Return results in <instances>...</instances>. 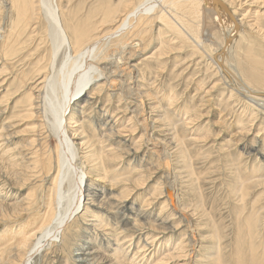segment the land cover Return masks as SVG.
<instances>
[{"label": "bare ground", "instance_id": "bare-ground-1", "mask_svg": "<svg viewBox=\"0 0 264 264\" xmlns=\"http://www.w3.org/2000/svg\"><path fill=\"white\" fill-rule=\"evenodd\" d=\"M8 1L9 3L7 0L0 2L6 8L4 24L7 29L2 30L3 33L0 34V66H3L0 70V92H2L0 93V118H2L0 120V151L2 149L4 159L7 157L9 162V167L5 166L3 162L0 168V184H2L0 185V219L5 223H2L5 227L0 233V264H35L33 263L34 259L43 250H54L58 240L62 242L61 246H57H60L62 255L67 253L70 259L73 251H81V253H77L74 264H191L187 261L188 258L185 257V254L193 255L194 249L191 248L189 252L184 245L185 240L180 239L182 235L178 238L174 237L172 233L178 231L175 226L184 224L186 232L183 236L186 238L189 229L197 228L194 222L200 218V215L192 214L188 207L181 203V196V202L178 200L180 203L178 209L176 208L172 195L174 192H172V188H175L176 185L173 187L171 183L172 187H169L163 184L167 199L163 200L162 206L159 205V207L161 206L159 212L155 209L149 215V209L145 210L144 208L151 204L150 200L145 199L140 206L141 209H138L134 214L135 217L129 218L134 213L135 202H129L131 191L128 190L127 184L124 182H128V185L142 187L145 185V178L148 174L143 179H141L142 177H138L137 180L125 178L127 172L121 168L126 162L123 160L124 155L127 157L138 156L135 155L137 154L135 149L130 147V149H125L123 143L126 142L123 141H127L125 140L127 135L135 136L137 134L133 132L138 131L140 140L146 146H151V155L157 156L159 160H167L166 154L169 149L171 148V151L173 148L179 147L177 142L180 140L175 134H169L171 130H164L161 126H156L158 121H163L161 117L159 116L157 121H153V117H146L145 113H148V107H150L152 112L159 114L161 108H157L154 104L158 100L155 101L153 99L155 96L151 98L148 95L150 88L148 91L147 88L149 85H153V79L158 80L159 75L165 77L166 68L162 65L166 61L177 60L179 57L176 54L183 48L190 49L189 53L192 52V54L195 52L194 49L199 51V48H202L204 52H199L204 58L206 55L209 63L222 79L232 85L233 90L247 104H250L253 110L264 111V90L259 88H264V55L251 56L253 54L250 55V53L254 48L247 43L255 34L260 37L262 33L261 37L264 38L263 27L261 26V29L259 25L255 26L248 22L247 24L242 17L243 14H240L241 12L245 13V11H240L243 5L246 6L250 2L249 6L257 8L254 10H256L258 21L263 20L264 0H94V2L91 0L93 2L91 5L87 3L88 0H67L66 7H64V1L61 3V0ZM78 3L80 5L77 7ZM84 4L87 6L84 7ZM218 34H221L219 40L216 39ZM177 44H181V46ZM243 44H247V46L244 47ZM155 45L159 46L157 54L152 59H145L147 66L143 67V63L140 62L144 60L143 58L151 46L154 48ZM233 49L235 53H233ZM62 50L69 55L70 59L73 55L76 62L71 67L72 74L70 75L68 72L63 76V84L60 85L59 82L57 85L59 77L52 76L51 68L53 69L52 65ZM163 50L166 51L161 52ZM189 53H186V57ZM13 55L27 59L29 66V71L23 72L21 77L13 76L17 82L16 85L13 81L10 82L6 79L8 77L6 72L10 71L8 66L11 65L13 68L12 65H14L8 64L7 60ZM233 55L234 60L232 61L231 56ZM192 61L189 59L187 64L193 63ZM77 62H81L79 66ZM73 68L75 69L72 70ZM239 68L248 69L246 70L247 78L243 76ZM151 75L154 76L152 79ZM258 77L263 80H257ZM146 78L151 80H146ZM250 78L255 79L260 86L254 85L249 80ZM149 81L151 82L149 83ZM163 87V85L157 87L158 94L162 96L163 101L167 99L171 102L170 105H175L178 92L176 94L173 92L174 87H172L173 90L164 92ZM104 90L106 91L103 92ZM55 92L60 93L58 96L59 111L57 113L55 109L56 113L53 112L55 113L53 116L48 113V107L50 103H53L52 94ZM107 93H109L107 96L111 103L114 102L112 100H118L123 105L124 112L121 119L106 109L104 105L102 107L105 109L102 108V110H100L101 105L95 107L99 101L104 100ZM19 96L16 106H21V110L15 112L18 115H14V112L10 113L12 107L9 102L12 98ZM8 109L9 112L6 115ZM251 112L254 113V111ZM209 113H204L203 117L209 118ZM8 115L13 116L11 118L17 119L18 122L25 123V130H21L19 133V136L24 138L21 141L24 144L18 148V153L5 151L3 146L5 141L11 142L9 138H6L8 135L12 134L11 138L14 139L11 122L4 123L9 118ZM49 115L53 116L52 120ZM110 116L111 118L107 122ZM124 117L128 119L127 125L126 121L123 122L124 125L119 122L120 120L122 122ZM163 119L165 121V116ZM113 121L114 124L109 125ZM207 123L210 124V122ZM88 125L91 126L90 130L95 134L94 137L85 133L84 130L88 128ZM155 129L159 130V138H155L157 133ZM45 130L52 131L57 140L54 149L50 148L46 137H43ZM228 131L229 129L223 131L222 139L235 140L237 135ZM49 136L50 134L47 133L48 139ZM247 150L250 152L248 153ZM243 151L249 155L254 152L264 158L262 151L255 149L254 146L249 149L245 147ZM128 165L131 166V163ZM66 166L68 167L66 168ZM70 169H75L77 178L75 177L73 186L66 193L69 196V193L72 192L73 196L71 197L74 198L70 203L67 200L61 204L62 200L66 201L63 199L66 196L63 183L66 181V177L69 178ZM135 169L137 170V168ZM258 169L256 168V171ZM146 170L148 171V169ZM50 176L54 177L51 179L50 186L47 183V187L44 185V194H41L43 197L39 207L35 208V204V207L33 206L37 197L32 189L23 199V203L8 204L4 202V200H8L7 194H4L7 185L10 186L7 188H11V193H13L24 186L28 187L30 181L35 177L44 181ZM171 178L168 177L169 180ZM260 179H257L259 180L257 185L264 184V180ZM255 183L257 181H254ZM238 187V190L241 191V201H244L249 189L244 182H241ZM55 205H62L61 209ZM57 209L61 211L58 212ZM191 210L194 211L193 208ZM254 211L250 213L249 218L237 222L238 235L236 239L241 238L242 240H236V246L233 253L231 252L234 257L231 261L235 260L233 264H264V251H262L264 241L260 245L262 250L256 247L257 244L255 245L257 235L254 233V228L260 222V217L258 218L259 213ZM178 215L180 216L177 217ZM155 216L157 218L154 219ZM90 217L94 219L93 224L98 223L97 225H100L101 228L113 223L112 226L116 232L122 230L119 231L123 240L121 246L118 245L120 242L118 238L115 239L116 245H113L112 242L114 249L110 247L112 246L111 241H109L110 244L106 243V247H102L106 252H114V256L106 255L99 247L95 248L88 241L77 245L81 246L80 248L74 246L75 239L81 234H79L80 221ZM240 217L238 218L240 219ZM253 217L256 218L253 219ZM176 219L178 222L170 224V221ZM21 221L22 223H20ZM241 222L243 224H240ZM97 225H92V227ZM212 230L217 233L211 231L209 239L212 244L215 242L213 245L216 242L219 244L220 232L218 233L215 227H212ZM193 237L192 241L197 243L196 238ZM128 238L129 241H126ZM136 238L138 244L130 245ZM236 241L234 240V243ZM13 248L15 251H11ZM148 252L151 256H147ZM58 255H60L59 252ZM115 256L116 258L122 256V258L120 257L122 260L118 259L120 263ZM211 258L209 264H222V257L219 258L215 254V258ZM205 264L207 263L205 262Z\"/></svg>", "mask_w": 264, "mask_h": 264}, {"label": "rangeland", "instance_id": "rangeland-1", "mask_svg": "<svg viewBox=\"0 0 264 264\" xmlns=\"http://www.w3.org/2000/svg\"><path fill=\"white\" fill-rule=\"evenodd\" d=\"M62 1H64V7H66L67 0H61V3H62ZM245 1H247V0H245ZM0 2H1V0H0ZM7 2L9 3L8 0H7ZM91 2H92L91 0H88L87 3L91 5L94 2V0L92 3ZM79 3L76 4L77 7L80 5ZM249 3L250 2H248L246 4V6L243 5V7L241 8L240 11H245V13L241 12L240 14L241 15L243 14L242 17L244 18V21L246 23L248 22L249 24H255V26L259 25L260 28L262 26L263 29L262 28L261 29H262V32L264 33V19L258 21V19H257L258 17L256 16V13H255L256 10H254L257 8L249 6ZM0 6H1L0 7V34H1V33H3L4 30H7V29L5 28V24H4L5 18H6V15H5V9L6 8L1 3H0ZM85 6H87V4H84V7ZM252 9H253V11H251ZM263 12H264V10H263ZM1 14H2V16H1ZM251 14H254V15H251ZM246 15H248L249 17L247 16L248 17L247 18ZM3 20H4V22H3ZM260 35L262 36L263 34L261 33ZM261 36L259 37L258 34H255L250 38L251 39L250 41H247L248 45L250 44L249 46L254 48V50H252L253 52L251 51V53H250V55L253 54L251 56L259 57V56L264 55V53H262V52H264V38ZM220 38H221V34H218L216 36V39L219 40ZM180 42H182V41H180ZM215 44H216V42H215ZM177 45L181 46V44H177ZM243 45H244V47L247 46V44L246 45L243 44ZM241 47L243 48V46H241ZM0 48H1V46H0ZM158 50H159V46L155 45L154 48H153V46H151V49L145 54V57L143 58L144 60L140 62V63H143V67L147 66L145 59H152L154 57V55L157 54ZM194 50H195V52H194V54H192V52L189 53L190 49H187V50L185 48L180 49L176 54V56L179 57L177 60H175V59L172 61L169 60V61H166L162 65L163 67L166 68L165 69L166 74H164L165 77H163V75H161V76L159 75L158 80L153 79L152 80L153 85H149L147 88V91L150 88V90L148 91V95H150L151 98H153L155 96L153 99L155 101L158 100L157 101L158 103L154 102V104L157 106V108L160 107L161 109L159 108L160 111L158 110L159 111V114H158V112H152L150 107H148V113L147 112L145 113L146 117H153V121H157V119L161 117V119L163 120L162 121L163 123L158 121L156 126H161V128L164 130L165 129H167L168 131L171 130L169 132V134H175L177 139L180 140L177 142L179 144L178 145L179 147H175L171 151H170V149H171L170 148L169 149L170 153L168 151V154H166L167 160L161 159L162 160L161 161L158 159L157 156L151 155V153H152V150H150L151 146L150 147L146 146V144L140 140V138H139L140 136L138 134V131L133 132L134 134H137V135H135V136L127 135V137L125 138V140H127V141H123V142H126V143H123V146H125V149H128L129 147L132 149H135L137 152V154H135V155L138 156V157H135V156L130 155L129 157H127V155H124L123 160L126 162L124 163V167H121V168L125 169L124 172H127L125 178L137 180L138 177L139 178L142 177L141 179H143V177L145 178V176L147 174L150 177L152 176L151 177L152 179L150 177L146 176L147 179L145 178V185L142 187H136L135 185H131V184L128 185V182H124L125 184H127L128 190L131 191V194L129 195V197H130L129 202L130 203L135 202L134 213L129 218L132 219L135 217L134 214L137 213L138 209H141L140 206L142 205V203L145 199H147L148 201L150 200L149 202H150L151 206H147L144 208L145 210H147V208L149 209L148 210V211H150L149 215L151 214L152 210H155V209H157L159 212L160 207L162 206L161 203L163 202L164 199L165 200L167 199L166 193H164L165 187L163 188V184H164V186L168 185L169 187H172L171 186L172 184H173V187H175V185H176L177 188L176 187L172 188L173 189L172 192L174 191L172 193V195L174 196L173 199H174V202L176 204V208L178 209V205L182 201L181 203H183V205L188 207V209L191 211L192 214L197 213L200 215V218H197L198 215L196 214L197 220L194 222V225L197 226V228L195 227V229H197V231H195V229L194 230L189 229L188 233L190 235L188 234L187 237L184 238L183 235H185L184 233L186 232L185 231L186 227L183 224V225L175 226V227H177L178 231L172 233V235L174 237H178V238H179V236L182 235L180 239L183 238L185 240L184 245L187 247V250L189 252H190L191 248L194 249L193 255H190L189 253L185 254L186 255L185 257L188 258L187 261L191 262V264H205V262L207 264H209L210 259H212L211 257L215 258V254H216V256L218 255L219 258L222 257L221 258L222 264H233L235 260L231 261L232 258H234V257H232L233 256L232 251L234 250L237 241L238 240L240 241V239H241V238L236 239V236L238 235L237 234L238 233V223L237 222H239L240 220H245L250 215V213L254 210H255L254 212L259 213V216H257V217L258 218L260 217V222L257 224V227L254 228V233L257 235V239L255 240V245L256 244L259 245V246L256 245V247L260 248V245L264 243L263 242L264 241V184L259 183L260 185H257L258 181H259L257 179L262 178L264 180V166H263L264 165V158L262 157V155H256L254 152L249 155L246 153V151H243V148H245V147H246V149H249L250 147L253 148V146H254L255 149L262 151V153L264 154V111L253 110V108L250 107V104H247L243 100V98L239 94H237V92H235L233 90V88H232L233 86L226 83V81H224L222 79L220 74L209 63V61L205 55L206 53L204 54L205 55V58H204L202 56V54L199 52V51L204 52L202 48H199V51L196 49H194ZM165 51L166 50H163L161 52H165ZM186 53H189L187 57H186ZM233 53H235L234 49H233ZM15 56L16 55H13L12 57H10L7 60L8 61L7 63L8 64L9 63L14 64V65H12L13 68L15 66L16 67L13 70V68L10 65V66H8L10 68V71L6 72V73H8V77L6 79L10 80V82L13 81L14 85L17 84V82H15V80H14L15 77H17V76L21 77V75H23L22 74L23 72L27 73L29 71L27 59H25V58L23 59V58H20L18 56L15 57ZM57 56L58 57H56V59L53 63L54 65H52L53 69L51 68V70H52L51 74H52V76L55 75L56 78H57V76L59 77V80L57 79L58 82H56V83L58 85V83L60 82V85H61V84H63V81H64L63 76H65L68 72H70L71 67L74 66L76 60L73 59V57H74L73 55L70 59L69 55L64 53L63 50L60 51ZM189 59H191V61L193 59V61H192L193 63L187 64L188 63L187 61ZM231 60L232 61L234 60V55L231 56ZM16 63H17V65H16ZM77 63L79 66L81 62H77ZM151 64H152V62H151ZM0 65H1V62H0ZM188 66H190V68H188ZM1 68H3V66H0V70H1ZM24 68H26L27 70ZM18 69H19V71H18ZM74 69L75 68H73L72 70H74ZM239 70H241L243 76L245 78H247L248 74H247L246 70H248V69L239 68ZM58 71H60V72L57 75ZM69 74L71 75L72 73L70 72ZM13 76H15V77H13ZM172 76H174L175 79ZM153 77H154L153 75L150 76L151 79ZM160 77H162V78L160 79ZM56 78H55V80H56ZM150 78H146V80L147 79L151 80ZM161 80H162V82L160 83ZM249 80L254 85L260 86L256 82L255 79L253 80L250 78ZM257 80H263V79L258 77ZM164 81L166 83L168 81L169 84L168 83L166 84ZM150 82L151 81H149V83ZM154 85L156 86V88ZM162 85L165 87V88L163 87L164 92H167L168 90H173L172 87H174L173 92L175 94H176V92H178V95L176 94L177 99L175 101V105H170L169 103H171V102L167 99H164V101H163L162 96H160V94H158L159 91H158L157 87L158 86L162 87ZM168 85H170V86L173 85V86L169 87ZM259 88L264 90L263 87H259ZM105 91L106 90H104L103 92H105ZM59 92H57V93L55 92L52 94V96H53L52 102L53 103L52 104L50 103V106L48 107V113L52 114L53 116H55L56 110H57V113L59 111V105H58L59 104L58 103V96L60 94ZM0 93H2V92H0ZM108 94L109 93H107L105 95L104 100L99 101L98 105H95V107L96 106L98 107L101 105L100 110H102V108H103L102 106L104 105L106 107V109L110 110L115 116H119V118L121 119L123 117L122 113L124 112V107H122L123 105H121L118 100H116V101L112 100L114 102L111 103L110 98L107 96ZM19 98H20V96L18 98L14 97V98H12L11 102H9L10 107H12V108L9 107L10 113L14 112V115H18L15 112H18L19 110H21V106L20 107L16 106L17 102H19L18 101ZM155 98H158V99H155ZM160 100H162V101H160ZM146 103L148 105V101ZM162 107H165V108L167 107V109H165V108L162 109ZM118 108H121V109H118ZM103 109H105V108H103ZM150 111L152 112V114ZM170 111H172V112L170 113ZM175 111H176V114H175ZM251 111H254V113ZM8 112H9V109L6 112V115L8 114ZM53 112H55V113H53ZM208 112H210L209 113L210 117L207 115L209 118H204L203 117V115L205 116L204 113H208ZM53 116L49 115V118L52 120ZM164 116H165V121L163 119ZM11 117H13V116H9V118L7 120H5L4 123L11 122V125L13 126V128H11V129H12V133L14 132L13 133L14 139L11 138L12 134L8 135L6 138H9L11 140V142L8 143L7 141H5V143L3 142L4 143L3 146L5 147V151L9 150V151H12V153H18L17 152L18 148L22 147V145L24 144L21 142V141H23L24 138L22 139V137L19 136L20 135L19 133L21 130L22 131L25 130V123L18 122L17 119H13ZM110 118H111V116L107 119V122ZM1 119L2 118H0V120ZM119 122L121 125H124L123 122H125V124L127 125L128 119L126 117H124L122 119V122H121V120ZM207 122H210V124ZM213 122L214 123L217 122L216 125H213L214 124ZM21 124H23V125H21ZM113 124H114V121L112 124L109 123V125H111V126ZM15 126H18V127L14 128ZM134 126H135V123H134ZM211 126H213V127L211 128ZM0 127H1V125H0ZM90 127L91 126L88 125V128L84 131H85V133H88V135L90 137H94L95 134H93V132H91ZM227 129H229L228 132H232V134L237 135L236 138H234L235 140L230 141V139L227 138L228 137L227 135L225 136L227 139H225V140L222 139L224 132ZM155 131L157 132L155 134V138L156 137L159 138V133H158L159 130L155 129ZM47 133L50 134L49 139L47 138ZM220 134H221V136H220ZM21 135H22V133H21ZM17 136H19V137L16 138ZM43 137H46V141L48 142V145L50 146V148L54 149L56 144H57V140H56L53 132L49 131V130H45V134ZM255 138H256V140H255ZM99 150H100V148H99ZM1 151H2V149H1ZM1 151H0V168H1L3 162H4L5 166L6 165L8 166V163H9L7 161L8 158L6 157V159H4L3 153ZM3 152H4V150H3ZM249 152L250 151H248V153ZM171 154H172V156H171ZM15 156L17 158V154ZM166 161L170 162V163L168 164ZM130 163H131V166L128 165ZM140 165H141V167H140ZM146 166H147V168H146ZM67 167L68 166H66V168ZM135 168H137V170ZM150 168H151V170H150ZM256 168H259L258 171H256ZM146 169H148V171ZM148 172H150V173H148ZM68 173L70 174V175L68 174L69 178L66 177L65 178L66 181H64V183H63V190L65 191V193H66V191L68 193L69 188H71L73 186L74 181L77 178V172L75 171V169H73V170L70 169ZM161 175H162V177H161ZM169 176H170V178L172 177L171 180L168 179ZM53 177L50 176L49 177L50 179L45 178V180H44V181H46L45 183L40 178L35 177L34 180L30 181L28 187L24 186V187H22L23 190L21 188H19V189H17V191L16 190L13 191V193H11L12 192L11 188H7L10 186L7 185V183H5L7 186L5 187L4 194L5 195L7 194L6 196H7L8 200H4V202H7L8 204L9 203L14 204L17 202L23 203L24 202L23 199L27 197V195L29 194V192L32 189V191L35 192V195L37 197V199H36L37 204L34 202L33 206L35 204L36 205V207L34 206L35 208L39 207V203H41V198L43 197L42 195L44 194L43 189H45V187H47L46 183H47V185L50 184L51 179H53ZM173 177H174V179H173ZM166 178H167V180H166ZM239 178H240V180H242L241 182H244L245 185L249 189L247 191L248 194L245 197L244 201L243 200L241 201V199H242L241 198V191H240V189L238 190V188H239L238 186L241 183ZM262 179H260V180H262ZM3 181L6 182V180H3ZM195 181H196V183H195ZM254 181L255 182L257 181V183L254 184ZM248 183L251 184V186H249ZM0 185H2V184H0ZM44 185H45V187H44ZM235 185H237V186L235 187ZM9 191L11 194L8 193ZM67 193L65 194L66 196L64 195L65 198H63V199H66V201L62 200L61 204H64L65 202H67V200H69V203H70V201L73 200L74 197H71V196H73V193L70 192L71 194L69 193V196ZM176 195H177V197H175ZM180 196L182 198L181 201H180ZM21 198H22V200H21ZM25 202H26V200H25ZM69 203H67V204H69ZM130 203H129V206L131 205ZM254 203H256V204H254ZM159 205H161V206L159 207ZM61 206L62 205H55V207H57L58 209H61L60 208ZM239 206H241V207H239ZM252 206H256V207L254 208ZM192 208L194 209V211L191 210ZM195 208H196V210H195ZM239 208H241L242 210H245V211H242ZM58 209H57V211L60 212L61 210H58ZM261 213H262V215H261ZM179 216L180 215H178L177 217H179ZM240 216H242V217H240ZM244 216H245V218H244ZM238 217H240V219ZM155 218H157V216H155L154 219ZM241 218H243V219H241ZM255 218L256 217H253V219H255ZM88 219H90L91 221ZM93 220L94 219L92 217H90V218H86L85 220H82L83 223L80 221V223L82 225L81 224L79 225V226H81V228L79 227V231H80L79 234L81 233L80 234L81 236L79 235V237L76 238L77 240L75 239V242H74L75 245L74 246H77L80 244L82 245L85 241H88L95 248L99 247L100 250H102L103 253H105L106 255L108 254L109 256H114L113 255L114 252H112V253L106 252L104 249H102V247H104V246L106 247L107 246L106 243L110 244L109 241H111V245H112V242H113V245H116L115 239H118V238L120 239V242L118 245L121 246L120 244L122 243L123 240H122V237H120V232L122 230H119L120 232L118 231L119 234L117 235L118 232H116V230H114L115 228L112 226V225H114L113 223H111L112 225H110V226H105L106 227V229H105V227L101 228L100 225H97L98 223L93 224L94 223ZM130 222H132V220H130ZM176 222H178L177 219L170 221V224H174ZM2 223L5 224L4 221H2L0 219V225H1L0 226V233L5 227ZM20 223H22V221ZM89 224H91V225H89ZM240 224H243V222H241ZM92 225H97L98 227L97 226L92 227ZM108 227H109V230L107 231ZM212 227H215V230L218 231V233L220 232L219 233V235L221 237L219 239L220 245L218 244V242H216V244L213 245L215 242H213V244H212L211 239H209V237H210L209 233L211 231H214V230H212ZM182 230H184V231H182ZM111 232H113L114 234ZM215 233H217V232H215ZM115 235L118 237H116ZM94 236H96L98 239ZM168 236H171V235H168ZM202 236H203V238H202ZM192 237L194 239L196 238L195 241H197V243L196 242L194 243L192 241ZM89 240H91V241H89ZM234 240L235 241L237 240V241L234 243ZM78 241L81 243H79ZM126 241H129V238L126 239ZM189 241H191V242H189ZM93 242H95V243H93ZM137 242H138V240L136 238L132 242V244H130V242H129V244L134 246V245L138 244ZM61 244H62V242H60V240H58L56 246H54L55 249L52 250L53 253H51L52 252L51 250H49L50 252L47 250H43L42 251L43 253L41 252L42 254L40 253L41 255L39 254L34 259L35 262L33 261V263H35V264H45V263L46 264H74V260H76V258H77V253H81V251H73V253H71V259H70V256L67 253L62 255V253H61L62 250H60ZM58 245H60V246L57 247ZM113 245L110 246L111 248L113 247L112 249H114ZM127 246H125V248H127ZM232 246H233V248H232ZM80 247L77 246V248H80ZM195 247H196V249H195ZM216 247L218 248L217 250H220V249H222V250L217 251ZM73 248H75V247H73ZM50 249H52V248H50ZM73 250H75V249H73ZM260 250H262V249L260 248ZM11 251H15V248H13ZM203 251H205V252L203 253ZM262 251H264V249ZM58 252L60 255H58ZM210 253H212V254H210ZM120 254H122V252H120ZM147 254H146L147 256H151V255H149V252ZM52 255L55 257H53ZM210 255H212V256H210ZM220 255H221V257H220ZM122 256H123V254H122ZM122 256H119V258H116V256H115V258L117 261H119V260H122L121 259ZM202 256H203V258H202ZM119 263H120V261H119Z\"/></svg>", "mask_w": 264, "mask_h": 264}]
</instances>
